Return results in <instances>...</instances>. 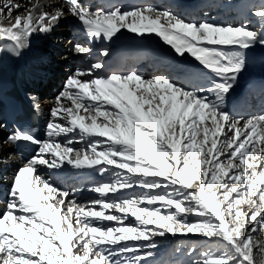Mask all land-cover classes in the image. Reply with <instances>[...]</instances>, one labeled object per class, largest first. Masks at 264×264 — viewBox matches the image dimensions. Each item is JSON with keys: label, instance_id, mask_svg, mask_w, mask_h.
<instances>
[{"label": "snow or ice", "instance_id": "6c2138e0", "mask_svg": "<svg viewBox=\"0 0 264 264\" xmlns=\"http://www.w3.org/2000/svg\"><path fill=\"white\" fill-rule=\"evenodd\" d=\"M27 3L22 11L13 0L0 6V53L19 58L33 36L59 42L54 29L70 16L75 43H68L86 62L54 96L44 139L18 124L0 138L13 149L5 155L0 147V181L8 184L0 264H149L157 238L168 236L196 238L183 264H264V111L234 114L226 103L248 52L264 48V0L242 5L238 24L187 20L150 5ZM122 30L132 39L154 33L200 67L172 68L176 77L109 71L110 44ZM27 99L40 114L38 98ZM21 145H34V154L25 158ZM66 165L102 177L89 182L98 195L88 204L38 171L59 174Z\"/></svg>", "mask_w": 264, "mask_h": 264}, {"label": "bare ground", "instance_id": "6f19581e", "mask_svg": "<svg viewBox=\"0 0 264 264\" xmlns=\"http://www.w3.org/2000/svg\"><path fill=\"white\" fill-rule=\"evenodd\" d=\"M192 1L195 2V1H200V0H192ZM13 2L19 3L22 5L21 11L23 10V8H26L28 6L27 0H13ZM50 2L56 3L57 0H50ZM3 3H4V0H0V6H2ZM172 12L175 13V11H172ZM15 14L16 13L14 12L13 16H15ZM5 23H7V21H5ZM72 25H73V18L69 16L67 19H62L59 22V25L54 29L53 36L61 37L59 42L63 43L64 48H59L58 53H57L58 55L54 57L53 59L49 60L50 56L44 55V53L47 54V51L51 46V42L53 41L52 37L33 36L31 47L29 49H26L23 52V65L20 69V73H21L20 81H21V84L24 86L25 91L28 94H33L37 96L38 98V102L40 104V110H41L40 113L42 117L41 124L44 129V134H45L46 121L48 119V110L53 101L54 96L51 94L47 96V93H46L47 91L44 88L41 89L42 85H37V89H36V87L33 85V81L37 75L40 76L42 74H45L46 77L51 79L50 75L54 74L56 78L58 77V79H56L57 83H55L54 85L55 87L54 91L57 92L56 94H58L69 72L73 71L77 66H82V64L86 62L84 58L73 55L71 44L68 43L69 40L75 41L73 39ZM122 31H124V35L121 36L119 39H115L114 41H117V42L124 41L127 39H131V37L134 36V34L128 33L125 30H122ZM82 39L83 38L81 37V40ZM137 39H140V38H137ZM140 40L148 44L150 51L152 53H155L156 55H163V56H166V58H169L173 54H176L169 45L164 43L163 40L159 36L155 35L154 33L150 34L148 39H140ZM1 56H2V53H0V59H1ZM30 56H34V58L36 59V63H37V65H35V67H33L32 70H28L26 68L28 64L27 59H29ZM175 56L178 58H184L189 55L185 54L184 57H181L176 54ZM63 57H66V59H64ZM247 58H248V63L246 65V68L240 74L238 78V82L236 86L234 87V90L231 92V94L228 97V100H227L228 107H229V103L233 99L239 97L244 90L247 89L248 91L249 87L252 86V84L255 82L256 79L264 77V48H261L260 46H256L253 50L248 52ZM51 68H53V70H50ZM40 70L41 72H39ZM38 72L39 74H37ZM143 73L146 74V71H144ZM246 108L249 109V108H252V106H248ZM253 112L255 113V109H253ZM234 114H241V113L238 112ZM1 120L2 118L0 116V122H3V120L2 121ZM8 131H9V128L0 129V138L6 137L8 134ZM44 138H45V135H44ZM60 138H63V137H60ZM0 147L6 150L4 153L5 155L7 154L8 151L13 150L6 145H0ZM16 159L18 160L19 157H17ZM16 166L18 165H13V167H16ZM38 171L41 175H44V176H49L52 174L50 170L44 167H41ZM10 172H11V168H8L5 171V176L9 175ZM64 174H70V177L74 179L75 181H77V182H74L73 184L76 185L77 192L80 195H84V194L85 195L92 194L93 196L98 195L94 192L89 191L88 189L90 187L89 182H91L90 176L96 175V178L102 179V177L99 174L93 173L91 172V170H85L81 174H76L72 170L71 166H67V165H66ZM84 188L85 190H83ZM128 191H132V190H128ZM70 193L72 195V192ZM85 204H88V201L85 202ZM2 207L3 205L0 204V208Z\"/></svg>", "mask_w": 264, "mask_h": 264}, {"label": "rangeland", "instance_id": "374dc122", "mask_svg": "<svg viewBox=\"0 0 264 264\" xmlns=\"http://www.w3.org/2000/svg\"><path fill=\"white\" fill-rule=\"evenodd\" d=\"M245 1H251V3H255L256 5L260 3V0H245ZM56 93L57 92L53 93V96H55ZM253 109L251 111H253ZM79 147L81 146H76V148ZM136 190L138 191L139 189ZM79 196L81 195L79 194ZM92 199L93 197H90L88 199L86 198L81 199L79 202H77L76 200L75 201L79 204H85L86 200L91 201ZM195 240H196L195 237H191L190 239L189 237H183V236H178L175 238H173L172 236H168L167 238L158 237L157 241L159 247L156 250H154V255L148 258V262L149 264H183V262H186L189 259L187 252L183 250L190 243H194ZM177 249H181V251H177Z\"/></svg>", "mask_w": 264, "mask_h": 264}]
</instances>
